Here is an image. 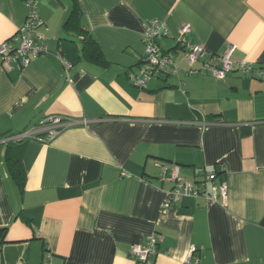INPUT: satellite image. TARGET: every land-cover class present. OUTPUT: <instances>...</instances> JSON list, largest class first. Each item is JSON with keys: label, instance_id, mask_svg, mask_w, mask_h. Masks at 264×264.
<instances>
[{"label": "crops", "instance_id": "obj_1", "mask_svg": "<svg viewBox=\"0 0 264 264\" xmlns=\"http://www.w3.org/2000/svg\"><path fill=\"white\" fill-rule=\"evenodd\" d=\"M36 2L47 53L25 67L0 56V264H41L48 252L52 264H136L133 245L154 231L164 236L154 264H264V78L190 73L178 54L179 74L146 88L130 80L155 19L170 29L164 50L190 23L188 42L213 54L235 44L234 60L264 70V0H79L106 67L65 31L72 0ZM27 14V1L0 0V44ZM55 115L75 124L52 141L24 140L22 194L7 143ZM157 162L180 165L192 183L197 169L217 171L227 200L188 197L164 210L174 184Z\"/></svg>", "mask_w": 264, "mask_h": 264}, {"label": "built area", "instance_id": "obj_2", "mask_svg": "<svg viewBox=\"0 0 264 264\" xmlns=\"http://www.w3.org/2000/svg\"><path fill=\"white\" fill-rule=\"evenodd\" d=\"M28 14L25 23L18 32L11 38L0 44V56L5 61H18L21 66H28L34 59L47 53V44L45 42L44 26L45 22L38 13L36 0H27ZM192 32L190 23H184L179 29L178 45L174 50H164L160 45V40L170 35V29L165 21L153 20L145 26L143 41L145 44V57L137 66L136 71L130 75L131 82L140 88H146L148 82L153 78L177 75L181 71V66L177 62V55L180 54L182 59L190 67V73H196L202 69L207 70L217 79H224L228 73L233 71L241 72L247 76H254L255 72L264 78V70H255L252 62L236 61L233 59V53L236 50L235 44H229L226 50L221 54L210 53L205 46L192 44L188 42L187 36ZM59 59L67 63L62 56ZM202 63V67H197ZM73 120L65 116L55 115L44 120L37 130L32 129L26 132L13 135V140L24 141L31 138H37L43 141H52L58 137L64 130L74 126ZM46 135V139L41 137ZM158 166L163 167L164 174L161 177L163 181H170L174 186L167 192L163 209L179 207L185 198L197 197L204 200H227L228 186L226 181L218 180V173L215 170L197 169L196 173L201 175L197 182L185 181L181 176V167L178 164H172L169 170L168 165H162L157 162ZM170 171V172H169ZM164 236L154 231L143 242L134 244L132 255L136 264H154V259L158 255ZM3 244V236H0V248ZM195 251L191 250V255ZM197 264L189 258L187 264ZM41 264H52L51 255L42 261Z\"/></svg>", "mask_w": 264, "mask_h": 264}, {"label": "trees", "instance_id": "obj_3", "mask_svg": "<svg viewBox=\"0 0 264 264\" xmlns=\"http://www.w3.org/2000/svg\"><path fill=\"white\" fill-rule=\"evenodd\" d=\"M27 1V0H25ZM73 1V10L64 25V29L67 33L77 34L82 37L81 41V55L88 61L99 65V66H109L110 62L107 60L103 50L97 41L90 35L89 30L85 28L82 22L83 14L80 7L79 0ZM26 147V142L10 140L6 146L5 162L11 177L17 183L20 192L23 194L26 185V170L23 163V156ZM21 212L19 215H22ZM24 219H26L23 216ZM29 221V220H27ZM5 230H0V236H4ZM51 255V252L46 254ZM45 259V258H44ZM42 263V262H41Z\"/></svg>", "mask_w": 264, "mask_h": 264}]
</instances>
